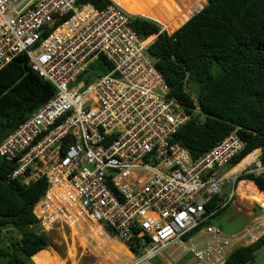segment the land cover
I'll use <instances>...</instances> for the list:
<instances>
[{"label":"built area","instance_id":"obj_1","mask_svg":"<svg viewBox=\"0 0 264 264\" xmlns=\"http://www.w3.org/2000/svg\"><path fill=\"white\" fill-rule=\"evenodd\" d=\"M78 2L0 0V71L23 53L54 89L0 143V159L16 164L6 180L46 178L33 210L38 222L48 193L63 186L67 203L102 234L139 252L130 264H150L169 247L198 264H225L233 248L259 238L262 224L227 237L209 223L234 202L237 185L248 181L240 177H264L260 151L228 168L245 146L231 132L193 160L174 141L191 115L169 96L131 16L112 1L102 10ZM100 57L111 69L81 79ZM65 216L61 206L48 218L68 225Z\"/></svg>","mask_w":264,"mask_h":264},{"label":"trees","instance_id":"obj_2","mask_svg":"<svg viewBox=\"0 0 264 264\" xmlns=\"http://www.w3.org/2000/svg\"><path fill=\"white\" fill-rule=\"evenodd\" d=\"M205 1L197 3L194 10L183 6L173 11L174 3L159 0L175 18V24L187 21ZM86 4L102 10L112 2L79 0L77 6ZM129 21L142 41L152 39L146 51L155 60L169 96L191 115L174 141L196 160L234 132L245 146L228 168L255 150L260 151L259 159L264 163V0H207L199 13L180 28L170 30L177 29L170 35L151 20L130 17ZM111 67L100 57L81 79L104 74ZM53 95V87L30 70L25 54L4 67L0 71V143ZM15 167V162L0 159V234L6 229L17 231L12 246L0 247V264H33L30 258L34 260L48 247L45 234L36 231L38 220L33 210L49 186L44 176L28 184L7 181ZM239 180H250L264 192V177L242 176ZM46 204L49 210H56L57 203L52 199ZM66 212L68 223L79 235L81 216L74 208ZM263 246L264 235L247 246L235 247L225 264L253 263ZM125 247L136 258L139 252L132 246Z\"/></svg>","mask_w":264,"mask_h":264},{"label":"rangeland","instance_id":"obj_3","mask_svg":"<svg viewBox=\"0 0 264 264\" xmlns=\"http://www.w3.org/2000/svg\"><path fill=\"white\" fill-rule=\"evenodd\" d=\"M111 1L119 8L124 9L131 17H140L157 22L160 26V31L168 35L175 31L171 32L170 30L179 28L182 25L175 24V18H173L167 9L162 6L159 0H118L117 3L114 0ZM201 1L203 0H169L171 4L174 3V5H171L173 11H176V9L181 10L183 6L192 7L194 10L195 5ZM205 4L206 1L204 5ZM194 13L195 11L191 13L190 17ZM151 40V38L148 39L147 43H150ZM222 190L224 193H228L231 187L225 186ZM66 193L63 186L54 188L48 193V200L52 199L57 203L56 209L61 206L67 211L73 210L74 208V211L81 216V225L83 228H81L78 236H74L70 225L62 222L63 218L59 219L60 223L56 225L50 224L48 216L54 213L55 210L46 209L48 214L39 220L36 231L45 234L48 240V247L46 251H42L36 256L33 262L39 264L42 260H49L51 263L62 261L63 264H126L128 261L127 257L130 256V253L125 245L113 237L102 234L99 231L100 228H92L91 225L95 226V224L89 221L85 214L76 208L74 203H67L65 198ZM235 200V202L230 203L211 219V225L218 228L220 232L227 237L240 231L245 227L248 221L242 216V214H247L249 211L247 210L248 208H246L247 206L244 205L246 201L241 199L237 200V197ZM238 204L239 206H237ZM9 235L12 236V240H8V246H12L17 240V231H11ZM4 236L6 235L4 234ZM1 237L0 234V244H2L1 242L3 241ZM71 237L73 239H71ZM80 239H83L84 245H81ZM181 253L184 254L181 264L187 263L188 261L194 263L189 254H185L184 252ZM256 258L257 260H255L254 257L253 263L247 264H260L258 262L259 255ZM155 261L156 260L152 259L150 264H155Z\"/></svg>","mask_w":264,"mask_h":264},{"label":"crops","instance_id":"obj_4","mask_svg":"<svg viewBox=\"0 0 264 264\" xmlns=\"http://www.w3.org/2000/svg\"><path fill=\"white\" fill-rule=\"evenodd\" d=\"M122 9V8H120ZM124 12L125 10L122 9ZM130 12V11H129ZM135 12V11H134ZM126 13V12H125ZM133 13V12H131ZM258 152V150H257ZM251 183L255 189L257 190V192L259 193H264V192H260L256 185L248 180L247 182L245 183ZM238 189V185L236 187V190ZM244 190V187L242 188ZM66 191V190H65ZM246 194V193H245ZM236 195H237V200L239 199L240 200V196L238 194V192L236 191ZM241 200H245L246 203L244 205H246L248 208L247 210H249L247 212V214H242V216H244L248 221H247V224L245 225V227H243L240 231H238L237 233L233 234L232 236H236V235H240V234H243L244 232H247L251 227L255 226L256 224H262V226H260V231L261 232H258V235L255 236V238H258L260 237L261 235H264V208H262L260 205H258L257 203L255 202H250L248 199H241ZM236 200H234L235 202ZM233 203V202H232ZM244 205H241V206H244ZM250 205V206H249ZM239 206V204L237 205ZM239 213V212H238ZM262 221V222H261ZM68 223V221H67ZM69 224V223H68ZM211 225V221L209 223ZM70 225V224H69ZM71 229L74 231L73 227L70 225ZM92 229V228H91ZM11 231H14L12 229H6L4 231H2L1 233V239L3 238V241L1 242L2 244H0V247L1 248H6L8 246V240H12V236L9 235V232ZM99 231L101 232V230L99 229ZM75 232V231H74ZM76 233V232H75ZM102 233V232H101ZM4 234L6 236H4ZM77 234V233H76ZM256 235V233H255ZM78 236V234H77ZM231 237V236H230ZM251 242H250V239L246 240L245 242H243L241 245L239 246H247L249 245ZM41 251H46V250H41ZM40 252V251H39ZM184 254L181 253V251H179L178 249H176L175 247H169L167 249H165L162 253H160L159 256L155 257L154 260L155 261V264H181L182 263V257H183ZM259 255V260L258 262L260 264H264V246L259 249L257 251V253L255 254V260H257V256ZM128 258V261L126 264H130L132 262V260L134 259V257L130 254V256L127 257ZM30 260L32 261L33 264H35L32 260V258H30ZM194 263L192 262H187V263H184V264H198L197 262H195L194 260H192Z\"/></svg>","mask_w":264,"mask_h":264},{"label":"bare ground","instance_id":"obj_5","mask_svg":"<svg viewBox=\"0 0 264 264\" xmlns=\"http://www.w3.org/2000/svg\"><path fill=\"white\" fill-rule=\"evenodd\" d=\"M147 41H148V39L145 40L144 43H143V46L146 48V50H147V46L149 45V43H147ZM239 169H241V167L236 168V170H239ZM243 187H244V190L242 189ZM236 191H238L240 199H248L250 202H255L258 205H260L262 208H264V193L257 192L255 187L251 183H249V182L248 183H240L238 185V189ZM73 234H74V236L77 235L74 231H73ZM71 239H73V238L71 237ZM80 240H81V243H82L81 245H84L83 239H80ZM53 264H63V262L62 261H56Z\"/></svg>","mask_w":264,"mask_h":264},{"label":"water","instance_id":"obj_6","mask_svg":"<svg viewBox=\"0 0 264 264\" xmlns=\"http://www.w3.org/2000/svg\"><path fill=\"white\" fill-rule=\"evenodd\" d=\"M206 3H207V0H206ZM205 5H206V4H205ZM205 5H204V6H205ZM204 6H203L198 12H196L195 14H193L189 19H191L194 15H196L197 13H199V12L204 8ZM189 19H188V20H189ZM148 20H149V19H148ZM188 20H187V21H188ZM151 21H153V20H151ZM187 21H186V22H187ZM153 22H155V21H153ZM186 22H184L182 25H184ZM155 23H157V22H155ZM157 24H158V23H157ZM182 25H181V26H182ZM181 26H180V27H181ZM180 27H179V28H180ZM177 29H178V28H177ZM177 29H176V30H177ZM176 30H175V31H176Z\"/></svg>","mask_w":264,"mask_h":264},{"label":"clouds","instance_id":"obj_7","mask_svg":"<svg viewBox=\"0 0 264 264\" xmlns=\"http://www.w3.org/2000/svg\"><path fill=\"white\" fill-rule=\"evenodd\" d=\"M111 1V0H110Z\"/></svg>","mask_w":264,"mask_h":264}]
</instances>
